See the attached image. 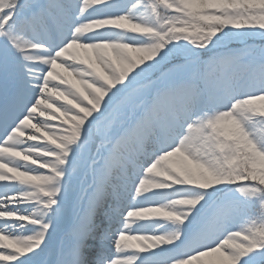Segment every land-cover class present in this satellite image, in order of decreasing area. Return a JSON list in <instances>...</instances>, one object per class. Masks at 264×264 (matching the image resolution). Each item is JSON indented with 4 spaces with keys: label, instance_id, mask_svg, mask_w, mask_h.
Segmentation results:
<instances>
[{
    "label": "snow or ice",
    "instance_id": "6c2138e0",
    "mask_svg": "<svg viewBox=\"0 0 264 264\" xmlns=\"http://www.w3.org/2000/svg\"><path fill=\"white\" fill-rule=\"evenodd\" d=\"M0 264H264V0H0Z\"/></svg>",
    "mask_w": 264,
    "mask_h": 264
}]
</instances>
